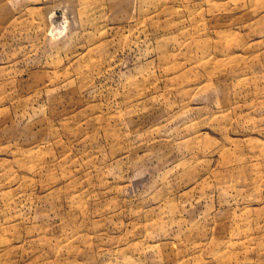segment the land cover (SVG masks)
<instances>
[{"label": "rangeland", "instance_id": "374dc122", "mask_svg": "<svg viewBox=\"0 0 264 264\" xmlns=\"http://www.w3.org/2000/svg\"><path fill=\"white\" fill-rule=\"evenodd\" d=\"M0 264H264V0H0Z\"/></svg>", "mask_w": 264, "mask_h": 264}]
</instances>
